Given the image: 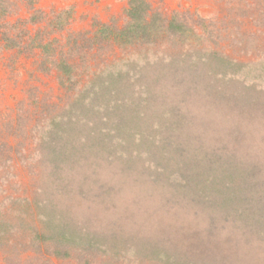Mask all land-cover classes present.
I'll return each instance as SVG.
<instances>
[{
    "label": "rangeland",
    "instance_id": "374dc122",
    "mask_svg": "<svg viewBox=\"0 0 264 264\" xmlns=\"http://www.w3.org/2000/svg\"><path fill=\"white\" fill-rule=\"evenodd\" d=\"M129 1L0 0V169L13 164L21 182L17 190L0 179V197L7 191L24 198L12 214L25 217L24 227L32 221L67 222L73 237L72 253L60 257L22 247L21 264H168L170 245H182L183 239L172 229L168 200L174 187L179 195L189 174L186 154L180 155L185 141L206 137L208 148L195 145L192 159L209 158L230 113L241 116L250 134L264 130V0H150L166 20L176 17L194 27L197 44L190 50L178 43L150 50L112 41L101 49L99 28H123ZM62 52L71 54L72 64L86 66L79 55L87 62L80 78L89 88L78 95L59 79L56 61ZM234 88L250 92L248 100L262 111L258 106L247 111L245 102L233 110L228 93ZM76 99L82 102L79 109L73 106ZM45 107L49 126L43 133L47 139L38 143L44 150L38 189L25 192L30 175L22 163L37 145L30 130ZM129 114L156 137L139 158L87 163L72 178L54 174L57 166L47 151L67 142L64 126L92 137L108 130L115 134ZM121 143L131 148L127 138ZM158 150L174 158L164 161V171L151 166ZM148 151L151 164L143 166ZM0 264L9 263L0 255Z\"/></svg>",
    "mask_w": 264,
    "mask_h": 264
},
{
    "label": "trees",
    "instance_id": "16d2710c",
    "mask_svg": "<svg viewBox=\"0 0 264 264\" xmlns=\"http://www.w3.org/2000/svg\"><path fill=\"white\" fill-rule=\"evenodd\" d=\"M183 22L176 17L166 20L154 10L150 0H130L125 26L120 29L102 25L98 31L97 42L101 49L110 48L113 41L123 46L135 44V47H145L150 50L168 49L171 44L178 43L179 48L187 47L190 50V47L197 44V40L194 43L193 38L198 34L194 27ZM70 55L67 56L62 52L61 62L56 61V67L63 86L78 95L82 89L89 88V84L82 83L80 78L81 73H87L86 70L83 72L87 62L83 55H79V59L86 63V66L72 64ZM213 55L218 56L217 53ZM172 59L171 61L174 62ZM103 63L104 60L101 59L98 67L102 68ZM199 67L197 61L196 69ZM164 77L167 78V74H164ZM229 79L231 78H226L224 81L228 82ZM83 84L84 87L81 86ZM219 94L221 95L222 92ZM228 94L233 110L234 105H238L239 102L248 105L247 111L248 107L252 111L257 109L258 105L254 107L252 100H248L250 92L234 88L232 93ZM80 101L76 99L75 103H72L76 109L82 105ZM54 107L56 108L57 104ZM258 107L257 111L261 112L263 107ZM48 109L49 107H45L40 111L42 115L30 130L32 139L37 141V145L33 151H30V159H25L22 163L27 175H30L28 179L30 184H26L25 192L27 190L36 192L38 189L41 175L38 171L41 162L39 156L44 153L38 143L47 139L43 133L46 131L44 130L46 126H49L48 114L46 115ZM232 114L224 117L227 118V125L219 128V132L216 133L217 137L212 141L214 144L208 154L209 158L192 159L197 155V150L193 152V148L197 146L208 148L206 137L199 134L197 137L192 136V140H184L185 146L182 151L180 150V155L183 157L186 154L189 174L181 187L183 190H179V195L174 187L168 200L170 222L174 227L172 229L183 239L182 245L174 243L170 245L168 264H264V130L250 134L249 128L242 126L241 116L238 118ZM128 116V119L121 118V124L115 134L108 130L92 137L86 130L64 126L67 142L48 148L47 151L52 162L57 166L53 168L54 174L72 178L74 174L77 177L82 169H86L87 163H90L89 165L96 161L108 163L114 158L122 160L133 156L135 159L139 158L142 150H148L149 144L157 143L156 137L145 130L140 120L135 124V115ZM243 122L245 125L249 124L246 119ZM74 126H77V123ZM14 131L19 130L16 128ZM126 138L131 142L129 150L121 143L126 141ZM115 141L118 144L120 141L121 144L113 145ZM133 148L134 152H131ZM135 150L138 151L137 155H134ZM151 155L150 151L142 155L143 166L154 162L151 166L153 169L157 167L159 171L166 169L164 161H168L169 158L174 159L170 151L164 154L162 150H158L154 152L153 161L148 163ZM224 156H227V162L223 161ZM158 159L162 161L157 162ZM66 167L67 171L64 170ZM14 171L13 164L9 166L6 164L4 170L0 169L2 173L0 179L10 180V184L18 190L21 188V182L16 181L17 175ZM4 194L0 197V255L7 263L23 262V254L20 252L22 247L43 255L52 252L59 257L72 253L73 237L69 235L71 232L67 222L64 225L58 223L53 226L52 223L48 227L32 221V225L24 227L25 217L14 218L13 209L15 203H21L24 198L20 195L16 196L15 192L7 194L6 191Z\"/></svg>",
    "mask_w": 264,
    "mask_h": 264
}]
</instances>
